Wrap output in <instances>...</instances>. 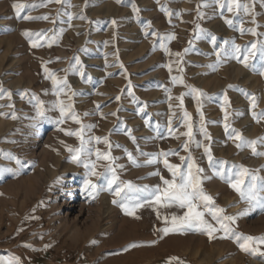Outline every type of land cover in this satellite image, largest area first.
I'll return each mask as SVG.
<instances>
[{"label": "rangeland", "instance_id": "rangeland-1", "mask_svg": "<svg viewBox=\"0 0 264 264\" xmlns=\"http://www.w3.org/2000/svg\"><path fill=\"white\" fill-rule=\"evenodd\" d=\"M242 2L251 5L252 14L240 12L234 17L225 12L222 17L214 0H63L59 4L55 0H0V169L12 170L0 172V264H16L14 257L19 258V264H249L250 259L264 264V257L241 251L234 239L219 238L222 232L215 233L217 238L212 240L194 230L164 235L160 230L171 227V216L183 214L176 206L142 207L131 216L112 203L109 191L89 198L85 189L83 196L78 184L85 188L89 178L98 185L101 181L72 162V154L65 149V145L79 147V140L65 131H76L80 125L69 119L55 127L59 113L48 109L56 96L44 71L47 68L58 79L67 77L76 93L71 101L75 113L83 125H95L85 130V138L108 139L110 149L95 141L93 146L110 152L117 158L115 164L123 165L117 169L121 181L140 187L160 185V177L150 173L158 170L166 179L171 178L163 157L158 163L145 165L149 156L141 153L175 150L179 155H170L169 163L181 164L179 157L188 156L190 151L205 170L203 175L210 177L203 182L204 191L217 207L225 209V215H237L249 208L248 203L213 174L203 147H196V142L209 146L215 160L242 165L258 176V184L264 181V155H253L247 146L237 148L239 141L229 137L235 129L244 140L258 141L257 151L264 152V142H260L264 119L257 122L252 115L264 112L261 62L259 58L251 60L253 69L225 57L215 70L208 67L216 63L215 51L230 50L223 44L225 40H234L242 47L264 41V0ZM13 3L35 4L37 7L27 8L21 15L49 19L23 20L16 15ZM202 3L206 6L199 9L203 15L198 16L197 6ZM133 5L139 11H133ZM225 19L233 20L235 27H229ZM241 20L245 29L255 28L259 35H241L236 30ZM197 25L217 37L215 44L207 37L195 38ZM26 30L41 33L42 46L31 47L38 38L24 36ZM171 34L175 39H167ZM164 47L171 54H166ZM77 58L80 65L75 64ZM73 66L82 67L90 79H82ZM172 77L182 78L183 84H174ZM190 88L206 95L198 97ZM251 97L256 98L255 108L251 107ZM38 102L43 103L47 119L37 117ZM184 112L191 116L193 127L188 151L182 148L188 139L181 135L187 131L181 126ZM169 118L173 135L168 132ZM202 123L210 140L204 138ZM225 123L229 125L227 132ZM38 126V142L28 149V135ZM125 150L142 166H134ZM6 154L21 163L7 159ZM97 171L102 172L103 167ZM73 182L77 194L70 193ZM59 215L65 220H56ZM164 217H168L167 222ZM205 218L215 225L211 216L206 214ZM60 224L65 227L60 228ZM233 227L245 236H264V209L252 208ZM72 228L74 235L70 234Z\"/></svg>", "mask_w": 264, "mask_h": 264}, {"label": "snow or ice", "instance_id": "snow-or-ice-1", "mask_svg": "<svg viewBox=\"0 0 264 264\" xmlns=\"http://www.w3.org/2000/svg\"><path fill=\"white\" fill-rule=\"evenodd\" d=\"M51 2V0H49ZM56 3H62L63 0H55ZM214 3L218 6L219 14L223 17L225 12L232 13L234 17H238L240 12L244 14H252L251 13V5L249 3H244L242 0H214ZM45 6V5H40ZM206 6V4H201L197 6L198 16H202L199 9L201 7ZM37 5L35 4H24V3H13L12 8L15 10L16 15L23 20H35V19H43L48 20V16L42 17H33L31 15H21V13L27 8H35ZM162 10H164L162 8ZM133 11H139L135 5H133ZM169 15H171L169 13ZM73 17L69 14L68 19L71 21ZM80 19H85L84 16H80ZM229 27H235L234 21L231 19H225L224 21ZM252 23H255V19L252 20ZM115 24V21H113ZM197 27L196 37L197 39L201 38H209L210 41L215 44L217 37L211 35L210 33H206L203 29H200L199 25ZM259 27V25H257ZM237 31L240 32L241 35L245 33H250L253 36H258L259 34L256 32L255 28H247L243 27V21H240V27L236 28ZM26 37L35 36L38 39L32 42L31 47L36 48L42 46L39 43L40 39H43V35L41 33H31L26 30L22 33ZM151 35L157 36V33L152 32ZM167 39H175V35L171 34L167 37ZM191 44V41L189 42ZM223 44L226 46H230V50L226 48H221L214 52L217 57L216 63L213 65H208V67L215 70L216 67L219 66L222 59L227 57L236 60L238 63L242 64L244 67H252L255 69L254 64H250L251 60H255L259 58L261 62V71L259 74L264 76V41H252L249 42L245 46H241L235 43L234 40L223 41ZM51 47V43L48 44ZM163 47V45H162ZM164 51L166 54H171L169 50L164 47ZM185 52L189 51V49H185ZM177 57L181 56V53H175ZM76 65H80V61L77 58L75 61ZM167 66V65H166ZM77 74L81 76L82 79H90L83 72V68H76L73 66ZM121 67H123L121 65ZM45 78L52 81L53 84V94L56 96L55 102L52 104L51 108L48 110L57 111L59 113V118L56 121L57 125H61L66 122V120H72L74 123L79 124L80 128L76 131H65L64 129H60L61 131H65L66 135L75 136L79 140V147L73 148L72 146L65 145L66 150L72 154L71 160L78 165H82L85 168L86 174L89 177L95 176L97 180L101 181L98 185L93 183L91 178L86 180L85 189L89 191L90 195L98 194L99 191H109L114 199L112 201L113 204L120 206L125 214L135 216V212L137 209L142 207H151L156 210L157 206L160 207H171L176 206L179 209L184 210L182 215H172L171 216V227H165L160 231L163 232L164 235H168L170 232H182V231H199L203 234L207 235L209 240L217 238L214 234L217 232H222L223 235L219 238L221 239H234L240 248L241 251L245 253H249L251 255H256L257 253L264 257V236L253 237V236H245L242 233H238L235 231L233 227L236 224V221L239 217L244 216L248 213L252 208L259 207L264 209V181H261L259 184L257 180L258 176L253 173L251 170L243 167L242 165H229L227 161L223 160H215L212 156L211 149L207 145H203L201 142H196V147H203L204 155H206L208 160L209 168L213 169V174L222 179L225 183L229 185L234 191H236L241 200H244L248 203L249 208L241 211L237 215H225V209L219 208L215 205V201L212 196L208 195L203 188V182L205 179H209L207 175L204 174V169L199 167L196 163L195 159L192 157L191 152L189 151L188 156H180L179 159L181 164H171L169 163L168 157L170 155H179V153L175 150H169L168 152L161 151L157 154H144L149 158L146 160L145 165H151L158 163L160 158L163 157V164L167 171L170 173L171 178L166 179L160 172L157 170L156 172L150 173V175H156L160 177L162 184L156 185L154 187H149L144 185L142 187L134 185L131 181H121L117 172V169H122L123 165L115 164L117 158L112 157L110 152H103L98 147L93 146V141L95 144L104 143L111 148V144L108 139L98 137V136H87L85 138V130L90 131L95 125H83L79 116L74 111V105L71 102L72 97L76 95L75 92L72 91L70 85L67 82V77L65 76L63 79H58L55 73L49 72L47 68L44 69ZM68 71V70H65ZM171 71V68H169ZM172 82L183 84V80L180 77H172ZM185 87H190L185 85ZM229 87H232L231 85ZM191 92L197 94V96H205L206 94L201 92L198 89H191ZM0 93H3V89H0ZM8 97H11V93H6ZM61 96L66 97V99H61ZM183 94H181V97ZM0 98H3L0 95ZM35 99V97H33ZM117 100L120 99L119 96L116 97ZM171 99V97H169ZM181 99V98H177ZM251 107L255 108L256 98L251 97ZM227 102V101H226ZM199 104V101H198ZM12 107V105H8ZM183 107L182 103L180 105ZM99 109L100 105L96 106ZM36 115L37 117L47 119L45 113L46 109L43 106L42 102H38L35 105ZM143 111V109H141ZM199 111V107H198ZM87 115V113L85 114ZM111 115L115 116L116 113H111ZM253 118L260 122L261 119H264V112L257 114L255 112L252 113ZM103 117V113H101ZM228 114L225 113V120H227ZM13 119L16 116L13 114ZM201 122H203V114L200 116ZM182 124L181 126L186 127L187 131L181 133V135L187 137L188 139L182 145V148L186 151L189 150V142L193 139V127L191 122V116L184 112L183 117L181 118ZM147 123V121H146ZM172 120L169 118V127L168 132L169 135H173L174 129L172 128ZM229 129V125L225 123L226 132ZM201 131L203 132L204 138L206 140H210L211 137L207 133V131L203 128V123L201 124ZM133 143H135V137H131ZM229 137L239 141L236 144L237 148H243L245 146L250 147L253 155H264V152H258L255 145L258 141H247L244 140L240 133L236 132L235 129L229 133ZM179 138V137H175ZM260 142H264V138H261ZM63 143V142H62ZM119 147V145H117ZM128 160L134 166H142L140 165L136 158L133 156L131 152H127ZM93 155L95 156V160L92 159ZM6 158L10 160H15V162L19 165L21 161L12 156L11 154H6ZM101 161H108L107 164H101ZM98 167H103V171H97ZM2 171H12L11 169H0ZM130 193H143L142 196H130ZM211 216L212 220L215 221V225L210 223L205 215ZM158 218L160 217V213L157 211ZM139 218V217H136ZM165 222L168 221V217H164ZM218 225V227H217ZM162 238V237H161ZM155 243V242H153ZM136 245H132L135 247ZM48 246L46 245L45 248ZM16 261V264H19V258H13ZM178 259V258H174ZM11 264V262H9ZM183 264V262H180Z\"/></svg>", "mask_w": 264, "mask_h": 264}, {"label": "bare ground", "instance_id": "bare-ground-1", "mask_svg": "<svg viewBox=\"0 0 264 264\" xmlns=\"http://www.w3.org/2000/svg\"><path fill=\"white\" fill-rule=\"evenodd\" d=\"M36 126V125H35ZM57 126V124H55V127ZM37 128V127H36ZM35 128V129H36ZM37 131H39V126H38V128L36 129V130H34L33 129V131L31 132V133H29V135L28 136H30V138H31V140L29 141V144H27V148L28 149H30L31 147H33L37 142H38V140H36V138H35V133L37 132ZM37 137V136H36ZM29 138V137H28ZM57 143H59V142H57ZM56 143V144H57ZM65 144V143H64ZM34 148H35V146H34ZM66 149V148H65ZM58 159V158H57ZM46 162V161H45ZM60 166V165H59ZM72 167V166H71ZM51 171V170H50ZM65 173V172H64ZM73 177V176H72ZM80 178V177H79ZM83 178V177H82ZM78 179V178H77ZM64 180V179H63ZM74 180V179H73ZM83 180V179H82ZM82 182V181H81ZM80 182V183H81ZM64 183V182H63ZM78 183V182H77ZM81 186L80 187V191L83 193V192H85L86 193V191H84L85 190V188H84V186L83 185H81V184H78V186ZM61 186V185H60ZM70 187H71V191H70V193L72 192V193H75V192H77L78 190L76 189L77 188V184L75 183V182H73L71 185H70ZM67 188V187H66ZM79 188V187H78ZM59 189V188H58ZM69 190V189H68ZM77 190V191H76ZM61 191V190H60ZM59 191V192H60ZM52 192V191H51ZM63 193V192H62ZM71 193V194H72ZM81 193V194H82ZM52 194V193H51ZM69 194V193H68ZM75 194H77V193H75ZM77 196V195H76ZM83 196H84V193H83ZM89 196V198L90 197H92L93 195H88ZM73 197V196H72ZM63 198H65V197H63ZM63 198H62V200H63ZM74 198V197H73ZM73 198H71V199H73ZM55 200V199H54ZM67 200V199H66ZM65 200V201H66ZM64 203H66V202H64ZM60 204H61V202H60ZM62 204H63V202H62ZM62 206V205H61ZM63 207V206H62ZM61 212V211H60ZM59 214H61V213H59ZM64 214V213H63ZM65 215V214H64ZM54 217V216H53ZM55 219L57 220V219H59L60 220V222H62L63 220H65V217H63V215H59L58 217H55ZM54 223V222H53ZM56 226V225H55ZM60 228H64L65 227V225L64 224H60V226H59ZM75 228H72L71 229V231H70V234L71 235H74L75 234ZM249 264H262V263H259L258 261H256V260H254V259H250V262H249Z\"/></svg>", "mask_w": 264, "mask_h": 264}]
</instances>
